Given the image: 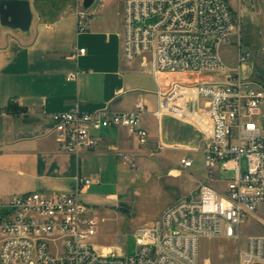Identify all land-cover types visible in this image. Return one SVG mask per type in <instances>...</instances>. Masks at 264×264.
Returning a JSON list of instances; mask_svg holds the SVG:
<instances>
[{
  "label": "built area",
  "instance_id": "1",
  "mask_svg": "<svg viewBox=\"0 0 264 264\" xmlns=\"http://www.w3.org/2000/svg\"><path fill=\"white\" fill-rule=\"evenodd\" d=\"M94 1L101 7L106 0ZM89 8H83L82 0L69 8L78 31L89 26L94 15ZM149 19L155 21L146 23ZM240 37L226 0H122V59L140 60L152 74L157 85L153 116L158 120L169 115L193 125L202 136L208 178L217 179L219 170H231L234 177L223 192L201 184L150 226L138 228L131 256L103 255L93 248L97 222L80 198L82 190L96 183L91 177L79 178L78 189L71 193L0 195V264H198L202 239L239 238L240 226L251 219L264 224L255 216L264 208V124L258 120L264 114V86L241 78L248 53L239 54L234 68L219 54L221 46L239 45ZM176 73L217 75L222 80L189 85L169 79ZM74 78L72 73L66 76ZM144 111V104L137 102L132 110L119 113H53L49 132L58 151L79 155L96 148L97 131L122 127L140 150L149 143L141 126ZM162 148L157 142L143 156L153 157ZM138 156L119 154L131 169ZM179 165L189 169L192 160L180 157ZM244 240L241 264H264V234Z\"/></svg>",
  "mask_w": 264,
  "mask_h": 264
},
{
  "label": "crops",
  "instance_id": "2",
  "mask_svg": "<svg viewBox=\"0 0 264 264\" xmlns=\"http://www.w3.org/2000/svg\"><path fill=\"white\" fill-rule=\"evenodd\" d=\"M57 8L46 14L32 12L27 31L0 25V195L75 192L79 178L91 177L96 180L92 185H99L119 164L129 174L139 176L143 169L157 168L167 178L188 174L196 155H200L204 167L198 130L169 115L157 120L153 116L157 85L148 67L140 60L128 63L122 59V0L114 17L92 18L84 31H78L69 9ZM79 49L84 52L78 54ZM70 73L75 78L67 80ZM185 74L195 77L172 81L193 85L222 80L217 75ZM137 102L145 106L141 126L149 134V143L144 149L139 150L136 139L125 128L110 126L96 132L99 142L95 149L75 155L58 151L49 132L53 113H119L132 110ZM8 105L21 111L8 112ZM157 142L163 148L153 157L143 156V151L153 149ZM127 152L140 154L134 169L119 158ZM183 156L192 160L189 169L179 165ZM214 181L207 173L194 179L185 187L192 192L187 196L194 195L201 184L212 185ZM92 185L80 193L87 205L96 197L90 192ZM213 187L219 192L225 190ZM108 197L117 199L118 195L109 193Z\"/></svg>",
  "mask_w": 264,
  "mask_h": 264
},
{
  "label": "rangeland",
  "instance_id": "3",
  "mask_svg": "<svg viewBox=\"0 0 264 264\" xmlns=\"http://www.w3.org/2000/svg\"><path fill=\"white\" fill-rule=\"evenodd\" d=\"M78 1L28 0L31 12L39 11L41 14H46L55 6L69 9ZM120 2L121 0H107L101 7H97L94 1L89 12L94 14L92 18H112L119 10ZM229 2L240 26V44L221 46L219 54L224 63L235 67L239 54L248 53L247 59L241 65V78L264 86V0ZM154 21L155 19H149L146 23ZM203 76L211 75H201ZM194 77L185 73L170 75L171 80L177 81L193 80ZM258 120L264 124V114L260 115ZM194 158L195 164L189 170L190 173L175 178L165 177L157 168L143 169L137 176L129 174V170L119 164L117 170L108 171L99 185H92L90 192L96 197L93 201H88L90 203L88 206L90 214L97 222L96 234L90 240L95 251L101 253L103 247H108V253L114 256L133 255L136 251L135 231L142 226H150L160 217L166 206L169 207L170 204L192 193L185 187L194 179L203 178L205 175L200 155ZM242 166L244 168V161ZM118 170L120 171L117 175ZM233 177V171L219 170L212 185L218 188L225 187ZM109 193L118 195L117 199L106 198ZM255 216L264 219V208L258 210ZM239 232V238L202 239L199 245L198 264H241L240 252L244 248L245 237L264 234V224L251 219L240 226Z\"/></svg>",
  "mask_w": 264,
  "mask_h": 264
},
{
  "label": "water",
  "instance_id": "4",
  "mask_svg": "<svg viewBox=\"0 0 264 264\" xmlns=\"http://www.w3.org/2000/svg\"><path fill=\"white\" fill-rule=\"evenodd\" d=\"M93 0H82L84 9L90 7ZM32 19L28 0H0V25L19 31H27Z\"/></svg>",
  "mask_w": 264,
  "mask_h": 264
},
{
  "label": "trees",
  "instance_id": "5",
  "mask_svg": "<svg viewBox=\"0 0 264 264\" xmlns=\"http://www.w3.org/2000/svg\"><path fill=\"white\" fill-rule=\"evenodd\" d=\"M6 111L8 112H12V113H17V112H20L21 110L19 108H15L14 106L12 105H8L6 108Z\"/></svg>",
  "mask_w": 264,
  "mask_h": 264
},
{
  "label": "bare ground",
  "instance_id": "6",
  "mask_svg": "<svg viewBox=\"0 0 264 264\" xmlns=\"http://www.w3.org/2000/svg\"><path fill=\"white\" fill-rule=\"evenodd\" d=\"M101 248H102V247H101ZM101 253H102L103 255L107 254V253H108V247H103V248L101 249Z\"/></svg>",
  "mask_w": 264,
  "mask_h": 264
}]
</instances>
